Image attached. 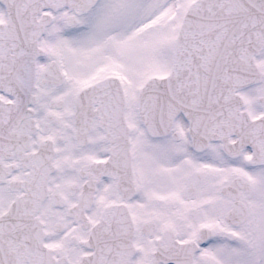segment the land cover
I'll list each match as a JSON object with an SVG mask.
<instances>
[{
	"label": "snow or ice",
	"instance_id": "1",
	"mask_svg": "<svg viewBox=\"0 0 264 264\" xmlns=\"http://www.w3.org/2000/svg\"><path fill=\"white\" fill-rule=\"evenodd\" d=\"M0 264H264V0H0Z\"/></svg>",
	"mask_w": 264,
	"mask_h": 264
}]
</instances>
